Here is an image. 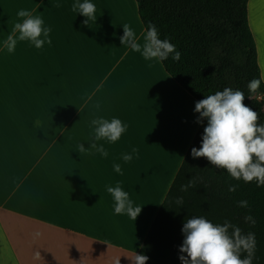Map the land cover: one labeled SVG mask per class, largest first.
Listing matches in <instances>:
<instances>
[{"label":"crops","instance_id":"1","mask_svg":"<svg viewBox=\"0 0 264 264\" xmlns=\"http://www.w3.org/2000/svg\"><path fill=\"white\" fill-rule=\"evenodd\" d=\"M72 2L0 0V40L20 9L42 14L52 29L50 46L20 42L14 53L0 52V264H131L193 137L178 112L194 111L195 99L162 63L149 66L121 44L123 24L143 43L137 2L93 0L90 28ZM248 13L264 75V0H249ZM167 96L177 104L173 128L164 122ZM100 116L119 118L127 132L117 143L101 141L107 158L79 154ZM132 148L138 155L125 163ZM117 182L144 206L136 222L113 214L106 186Z\"/></svg>","mask_w":264,"mask_h":264},{"label":"trees","instance_id":"2","mask_svg":"<svg viewBox=\"0 0 264 264\" xmlns=\"http://www.w3.org/2000/svg\"><path fill=\"white\" fill-rule=\"evenodd\" d=\"M135 1L145 30L155 25L160 38L169 39L182 53L179 62L169 58L162 65L196 101L225 87L248 95V82L262 75L249 24V0ZM257 94L264 97V84ZM257 94L243 103L257 111L259 122L264 123ZM202 134L200 125L139 254L149 258L147 264H180L185 218L205 216L214 224L229 220L244 233L254 234L253 264H264V185L237 181L206 158L193 159L191 149L200 147ZM190 182L192 186L182 191ZM229 185H237L236 191L229 192ZM240 200L247 201L246 208L238 205ZM248 216L252 219L246 221Z\"/></svg>","mask_w":264,"mask_h":264},{"label":"clouds","instance_id":"3","mask_svg":"<svg viewBox=\"0 0 264 264\" xmlns=\"http://www.w3.org/2000/svg\"><path fill=\"white\" fill-rule=\"evenodd\" d=\"M71 11L86 19L83 25L90 28L97 21V8L93 0H73ZM15 22L8 35L0 40V52H15L17 44L27 42L37 50L46 44L51 45V27L48 26L42 14L34 15L32 11L20 9L16 13ZM124 34L120 37L122 46L132 52L139 53L145 61L162 63L171 58L179 62L182 53L167 38L161 39L155 25L149 24L143 35V43L139 42L136 32L128 24H123ZM214 74V73H213ZM264 84V75L250 80L247 84L248 95L244 92L225 87L222 91L204 95L195 103L194 113L198 114L196 123L203 126L201 145L191 149L193 159L206 158L218 169H224L235 180L245 183L255 182L257 186L264 185V123L259 122L257 111L246 106L243 101L252 99ZM99 109L100 105H95ZM91 133L87 140L90 145L85 148L78 145V153L99 154L107 158L108 152L104 143H117L127 132L128 125L119 118L110 120L102 116L90 121ZM138 150L132 148L130 153H124L121 159L128 163ZM113 170L123 174L121 165L113 163ZM182 186V191L191 187ZM237 185H229L228 191L235 192ZM106 191L113 200V214L126 215L136 222L142 208L134 203L129 192L124 190L119 182L115 186H106ZM182 203V198L178 199ZM240 207H247V201L237 202ZM250 216L245 220H251ZM182 244L179 246L178 259L180 264H253V248L255 237L252 233H244L242 229L225 220L223 223H213L205 216L185 218L181 229ZM39 236V233L35 234ZM242 253L247 255L242 257ZM148 257L143 254L134 255L131 264H147ZM120 264V260L117 261Z\"/></svg>","mask_w":264,"mask_h":264},{"label":"rangeland","instance_id":"4","mask_svg":"<svg viewBox=\"0 0 264 264\" xmlns=\"http://www.w3.org/2000/svg\"><path fill=\"white\" fill-rule=\"evenodd\" d=\"M261 68V67H260ZM256 97V99L259 101V102H261V104H262V106H263V110H264V97L263 96H260V95H256L255 96ZM167 99H168V103H167V105H165V107L166 106H168L167 107V116H168V118L166 117V118H164V122L167 124V122L171 119V123H172V128H173V124H174V122H176V124H178L179 123V120H178V117H177V107H174L173 106V102L170 100V98H169V96H167ZM196 101V100H195ZM197 102V101H196ZM195 102V103H196ZM175 104H176V102H174ZM177 105V104H176ZM181 107H182V105H180ZM179 108V107H178ZM187 108V107H186ZM178 114H179V116L181 117V119H182V121H184L183 120V118L185 117V119H186V121L188 122V120H187V118L186 117H189V120H190V125H189V128H190V131H189V134L191 135V136H193L192 137V140H194V138H195V136H196V134H197V131H198V129H199V124H197L196 123V119L197 118H195V117H197L196 115H194V111H192V110H190V109H188V111H187V113L186 112H184V114H183V111H182V109L180 108L179 109V112H178ZM181 123V122H180ZM188 128V129H189ZM173 135V137L174 138H172V142H173V145H175V139L177 138L176 137V135H174V134H172ZM189 139V135L187 136V138H186V140H188ZM191 140V142L189 143V147L191 146V144H192V141ZM183 146H181V148H182ZM183 150H184V147L182 148ZM182 150V151H183ZM181 151V152H182ZM181 154V153H180Z\"/></svg>","mask_w":264,"mask_h":264}]
</instances>
